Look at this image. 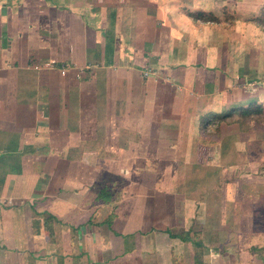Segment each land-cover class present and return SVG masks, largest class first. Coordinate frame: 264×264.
Listing matches in <instances>:
<instances>
[{"label": "crops", "instance_id": "obj_1", "mask_svg": "<svg viewBox=\"0 0 264 264\" xmlns=\"http://www.w3.org/2000/svg\"><path fill=\"white\" fill-rule=\"evenodd\" d=\"M200 2L0 0V264H208L207 249L196 261L193 242L232 236L225 214L221 231L199 230L198 202L182 208L196 234L175 227L174 195L159 201L140 185L111 211L109 196L98 198L117 162H171L183 138L214 125L204 117L254 97L264 105V36L249 42L238 20L222 28ZM257 16L247 24L258 26ZM38 213L56 219L51 229ZM165 232L187 243L189 263L167 249ZM238 234L223 243L226 253L252 264L242 253L255 242L236 249Z\"/></svg>", "mask_w": 264, "mask_h": 264}, {"label": "rangeland", "instance_id": "obj_2", "mask_svg": "<svg viewBox=\"0 0 264 264\" xmlns=\"http://www.w3.org/2000/svg\"><path fill=\"white\" fill-rule=\"evenodd\" d=\"M201 1L205 11L215 10L219 15L221 23L219 24L217 21V24L222 28H233L238 20L241 22L242 30L245 26L250 29V33L252 32L245 35L249 42L257 45L260 38L264 36V26H255L253 23L252 26L246 21L250 17L264 13V0H238L239 2L229 6L225 5V0H219V2L216 0ZM183 2H188L192 6L201 4L200 0L198 2L183 0ZM224 6L228 11L223 10ZM203 7L198 8L203 9ZM194 10L199 9L195 7ZM234 17L238 19L234 20ZM208 104V99H205L201 107L207 108ZM239 122L241 121H238V117L234 116L220 125L209 127L199 135L186 136L183 138V145L177 146L175 159L171 162L164 163L153 155L149 156L145 162H140L139 167L133 162H117L112 169L118 170H113L111 176L104 178V184H101L107 188L106 193L109 195L108 209L111 211V207L113 208L124 198L122 195L126 196L133 189L130 185H140L143 189H150L151 193L156 191L159 201H162V198L167 201L168 196L174 195L172 202L180 205L181 210L177 211V217H175L178 225L174 222L172 225L186 227L188 225L186 221L182 222L184 204L193 208L197 202L200 205L203 203L206 209V219L205 223L198 226L199 230L221 231L220 227L223 225L222 223H225L223 221V214H225L226 217H229L225 227L231 226L234 230L230 233L232 235L230 238L235 240L237 239L236 235L240 233L238 235L241 244L237 243L236 249L241 248L238 245H244L247 239L251 244L255 242V246L248 248L250 253H242V258L252 264H264L261 262L262 259L264 260V241L258 237L259 233H264V115L253 118L250 122L247 120L245 124H242L243 126ZM153 133L157 134L158 131L155 130ZM150 148L152 151L154 145ZM214 149L215 152H213ZM217 150H219V157L215 156ZM200 151L203 153V162L197 160ZM123 171H129L130 174ZM135 172H137L136 174L140 173L141 177H128ZM97 189L99 190L98 187ZM123 189L125 193L122 194ZM102 190L100 187V191ZM170 193L172 194L170 195ZM200 205L196 207L198 208ZM38 217L34 215L32 221L37 220ZM193 221L197 220L194 218ZM173 228L171 227V229ZM186 229H191L192 235L196 234L192 225ZM37 232L39 233V231ZM179 233L183 234V231ZM257 233L258 236L255 235ZM166 234V232L163 233V237L166 239L164 241H168L167 249H175L176 253H181L183 256L182 260L189 263L190 255L187 243L179 240L171 241ZM255 236H257L256 240L261 241L262 244L252 239ZM230 238L222 236L218 240L217 237L214 239L205 237L202 244L203 249H207L205 260L208 264H234L232 255L236 254L235 250H230V254H227V247L223 244L227 243V239ZM157 242L161 243L159 240ZM159 247L162 246L159 245ZM236 251L239 254L241 250ZM249 254L252 256L250 260H248ZM161 261L163 262V259Z\"/></svg>", "mask_w": 264, "mask_h": 264}, {"label": "trees", "instance_id": "obj_3", "mask_svg": "<svg viewBox=\"0 0 264 264\" xmlns=\"http://www.w3.org/2000/svg\"><path fill=\"white\" fill-rule=\"evenodd\" d=\"M195 20H201L204 22H217V18H215L212 14H204V13H196L195 15L192 16ZM254 22H256V24L260 25V26H264V13L258 15L257 17H255L253 19ZM257 84L254 89L258 88ZM260 115H264V105L257 99V97L253 98V100H251L249 102V104L243 106V105H239V106H233L229 111H224V112H220V113H213L208 115L207 117H204L205 120L208 121V123L210 124H214V125H220L222 122H224L225 120H227L228 118H232L234 116L238 117V121H241L239 123L245 124V122H247V120L250 122L251 119L253 118H257ZM206 123V122H205ZM248 125V124H247ZM243 126V125H242ZM107 192V188H103L102 191L99 192L98 198L102 199V200H106L108 198V193ZM39 215H43L44 216V223L46 225V227L48 229H51L52 227V221L56 220L51 214L49 213H38ZM110 219L109 218L106 222L108 224H110ZM172 237H178L176 235H171ZM186 236V235H185ZM185 236H180L179 238L182 241H187V238ZM193 246H194V251H195V259L198 263L201 262L200 256L202 254V248H203V244L201 241L196 240L193 242Z\"/></svg>", "mask_w": 264, "mask_h": 264}]
</instances>
